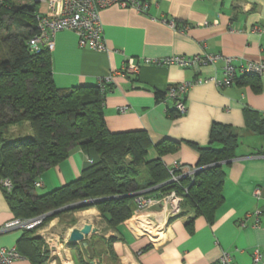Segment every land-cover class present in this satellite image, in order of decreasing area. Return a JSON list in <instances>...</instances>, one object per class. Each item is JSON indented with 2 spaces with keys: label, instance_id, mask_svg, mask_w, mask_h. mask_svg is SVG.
Returning a JSON list of instances; mask_svg holds the SVG:
<instances>
[{
  "label": "crops",
  "instance_id": "obj_1",
  "mask_svg": "<svg viewBox=\"0 0 264 264\" xmlns=\"http://www.w3.org/2000/svg\"><path fill=\"white\" fill-rule=\"evenodd\" d=\"M144 1L145 13L116 5L100 11L108 51L79 46L71 30L57 31L50 50L54 84L61 88L92 85L110 76L103 105L106 127L110 131L145 130L152 141L146 160L158 156L155 143L177 141V148L161 157L166 167L174 163L194 166L199 153L193 144L209 143L213 123L230 125L239 141L234 157L223 165L221 203L212 218L195 216L194 209L186 204L180 206L179 215L168 218L160 203L143 213L140 228L133 213L112 229L106 227L95 207L58 211L43 228L62 229L59 235L63 244L54 249L42 244L41 263L29 240L19 242L25 228L0 230V248L15 247L20 254L10 264H77L80 257L88 264H216L222 251L229 252L236 264H262L253 263L252 254L256 248L264 252V132L254 129L264 122V78L247 76L223 87L211 81L195 83L183 93L185 112L177 114L174 99L166 95L169 86L220 77L221 60L184 67L144 59L208 52L231 57L236 67L248 60L264 61V0ZM38 9L47 12L46 5L39 4ZM162 19L173 20L179 28L185 24L186 28L176 30ZM130 59L139 66L138 71L121 73V66ZM157 91L165 94L157 97ZM22 126L23 131L9 134L18 128L10 126L8 137L30 135L28 124ZM96 160L94 149L73 146L63 160L38 174L41 185L36 186L35 193H46L76 179ZM141 171L144 179L147 173ZM19 217L0 187V228ZM84 223L98 228L85 236L87 245L68 242L70 229ZM156 225L161 227L158 241L144 231ZM26 234L41 237L38 230Z\"/></svg>",
  "mask_w": 264,
  "mask_h": 264
},
{
  "label": "trees",
  "instance_id": "obj_2",
  "mask_svg": "<svg viewBox=\"0 0 264 264\" xmlns=\"http://www.w3.org/2000/svg\"><path fill=\"white\" fill-rule=\"evenodd\" d=\"M14 1L5 0L6 7L0 8V179L12 180L9 191L2 189L19 218L45 214L42 225L58 215L49 212L63 206L72 205L71 210L95 207L106 227L115 229L131 217L134 193L158 196L174 189L182 194L183 188L180 206L189 205L195 216L212 218L222 201L223 165L234 157L237 132L230 125L213 123L209 143L193 144L199 153L193 177L183 176L180 183L169 181L161 157L175 150L178 142L164 139L155 143L158 156L146 160L152 141L145 130L110 131L106 127L103 105L109 83L105 91L98 84L57 87L50 50L44 46L30 50L28 46L36 31L37 3ZM247 76L259 77L238 75L235 81ZM164 94L156 92L157 97ZM24 123L30 135L8 137L10 126ZM254 129L264 132L263 120ZM73 146L94 149L97 160L76 179L46 193H35L38 174L63 160ZM142 169L147 173L144 179ZM36 227L25 228L19 242L29 240L41 263V237L26 234ZM77 264L88 262L80 257Z\"/></svg>",
  "mask_w": 264,
  "mask_h": 264
},
{
  "label": "built area",
  "instance_id": "obj_3",
  "mask_svg": "<svg viewBox=\"0 0 264 264\" xmlns=\"http://www.w3.org/2000/svg\"><path fill=\"white\" fill-rule=\"evenodd\" d=\"M38 5H46L47 12H35V33L29 38L28 46L30 50H37L40 46H44L49 50L53 47L54 34L59 30H71L78 37L79 46H88L97 51H108L103 40L102 25L100 21V11L108 6L116 5L123 8H133L138 12L145 13L147 3L144 0H34ZM6 7L5 0H0V8ZM169 27L176 30H184L185 24L180 28L173 20L162 19ZM221 60V76H211L205 79L196 78L195 80L183 81L176 85L169 86L166 95L174 99V109L178 114H183L186 106L183 101V93L195 83L211 81L217 87L228 86L233 83L238 75L256 74L264 78V61L248 60L244 65L234 66L232 58L222 54L202 52L193 56H167L160 59L145 58V62H152L158 65H178L184 67L203 66L213 64ZM139 66L133 64L131 59L121 66V73H135ZM111 77L104 76L99 79L98 85L101 91L106 90V85ZM169 172V181L180 183V178L187 176L192 178L197 171L195 166L181 165L174 163L171 167H167ZM35 186L41 185L36 181ZM0 187L9 191L12 187V180L8 177L0 179ZM186 188H183V192ZM182 194L177 193L174 189L167 191L161 196L147 194L145 191H138L133 196V215L134 223L138 228L143 226V213L147 212L157 204L163 203L162 211L168 218L177 216L181 212L180 203L183 200ZM255 196L259 194V190L254 191ZM44 215L32 218H14L3 224L0 230L5 231L13 228H34L41 224ZM159 225L153 226V229L144 230L151 236L150 239L158 241V233L161 232ZM155 230V231H154ZM20 257L15 247L0 248V264H10L11 261ZM253 263L264 264V252L254 249L252 254ZM216 264H236L230 253L222 251L217 259Z\"/></svg>",
  "mask_w": 264,
  "mask_h": 264
},
{
  "label": "rangeland",
  "instance_id": "obj_4",
  "mask_svg": "<svg viewBox=\"0 0 264 264\" xmlns=\"http://www.w3.org/2000/svg\"><path fill=\"white\" fill-rule=\"evenodd\" d=\"M15 3H22L24 2L23 0H15L14 1ZM36 6L38 7V5L36 4ZM24 128V125L22 126ZM21 127H18L16 129H14V131L10 132L9 134H15L17 131H23V129H20ZM36 191H39L36 189ZM87 209V208H86ZM28 219V218H26ZM65 219L63 217L60 218V222H63ZM48 224V222L46 223H43L42 225L39 224L37 227H36V230H38L41 238H42V241H43V244L45 246H52V248L54 249L56 246H60L62 245L63 243L61 242V239H60V232H62V229H59V228H54V227H51V228H48L47 230L44 229L43 227H46Z\"/></svg>",
  "mask_w": 264,
  "mask_h": 264
},
{
  "label": "water",
  "instance_id": "obj_5",
  "mask_svg": "<svg viewBox=\"0 0 264 264\" xmlns=\"http://www.w3.org/2000/svg\"><path fill=\"white\" fill-rule=\"evenodd\" d=\"M72 205L63 206L55 211L49 212V214L62 211L65 209H69ZM98 231V228L93 227L90 223H84L82 226H74L70 229L67 236L68 242H82L84 246L87 245V242L84 240L85 236L88 235L90 232L95 233Z\"/></svg>",
  "mask_w": 264,
  "mask_h": 264
}]
</instances>
